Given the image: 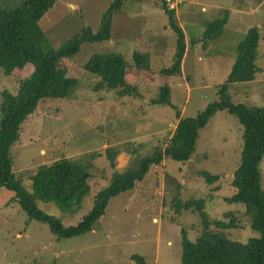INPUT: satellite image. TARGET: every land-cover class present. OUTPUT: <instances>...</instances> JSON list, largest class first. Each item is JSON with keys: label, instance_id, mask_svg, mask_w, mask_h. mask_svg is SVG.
<instances>
[{"label": "rangeland", "instance_id": "obj_1", "mask_svg": "<svg viewBox=\"0 0 264 264\" xmlns=\"http://www.w3.org/2000/svg\"><path fill=\"white\" fill-rule=\"evenodd\" d=\"M110 1L59 0L52 4L39 20L47 44L59 46L85 26L96 31ZM162 1L122 0L121 7L112 13L107 40L84 42L73 57H60L56 73L75 77L77 89L69 98L40 99L37 108L21 122L19 136L10 147L12 172L23 174L22 184L27 190L31 183L28 175L36 166L62 157L98 153L87 189L74 200L73 213L52 202H35L65 227L83 218L95 192L108 183L114 170L123 171L131 165L132 154L124 151L125 144L143 142L140 155L150 153L153 144L163 147L176 124V111L179 117L193 116L218 99L220 85L235 59L236 44L253 25L260 32L255 62L261 71L252 81L229 83V101L264 107V0H165L168 8L174 9L173 17L185 35L180 73L176 75L160 72L171 64L175 45ZM21 2L0 0V7L14 9ZM223 12L227 15L220 34L201 47L197 37L204 22ZM192 39H197L194 44ZM109 51L121 53L127 63L125 78L135 84L139 97L118 98L113 90L94 89L98 77L82 64L93 53ZM134 51L150 54V70L132 66ZM30 72L28 63L17 65L10 75L0 70V101L4 89L15 92L20 78ZM164 84L169 87L172 105L153 104L151 100ZM107 147L118 151L113 167L105 156ZM242 148V125L226 110L218 111L199 131L195 151L187 161L162 158L131 189L108 200L90 232L70 239H58L45 224L28 221L17 202L1 195L7 189L0 187V264H137L130 255L143 254L145 258V253L156 245L164 264V257L171 264H181L182 229L194 241L203 225L196 209L181 206L176 210L174 197L182 202L203 199L210 221L232 219L234 226L224 230L229 239L246 242L257 237L259 233L250 227L245 204L225 200L234 192L230 182ZM259 169L264 190V156ZM203 170L219 178L207 183L200 175ZM126 253L130 255L126 257Z\"/></svg>", "mask_w": 264, "mask_h": 264}, {"label": "trees", "instance_id": "obj_2", "mask_svg": "<svg viewBox=\"0 0 264 264\" xmlns=\"http://www.w3.org/2000/svg\"><path fill=\"white\" fill-rule=\"evenodd\" d=\"M55 0H22L14 9L0 7V70L10 75L17 65L28 63L31 72L20 78L17 90L4 89L0 101V187L11 190L14 195L9 201L17 202L26 212L27 220H33L48 227L58 239H70L84 235L92 229L94 223L103 214L108 200L119 193L132 188L135 181L141 180L151 166L159 165L162 158L175 161H187L195 151L199 131L218 111L226 110L238 119L242 125L240 163L233 170L231 185L234 192L228 202L245 204L249 215L250 227L259 233L246 242L229 239L224 230L234 226L232 219L208 220L204 211L203 199H189L182 202L174 197L176 210L196 209L202 219V228L194 241H191L182 229L181 264H264V190L261 185L259 164L264 156V107L246 105L229 101L228 86L234 82L252 81L261 67L255 62L260 32L257 25L247 28L242 39L236 44L235 59L224 83L220 85L218 99L209 102L193 116L177 118L173 131L163 147L153 144L152 151L140 155L143 142L125 144L124 151L132 154L131 165L123 171L114 170L108 183L95 192L92 206L83 218L74 226L65 227L55 216L40 210L35 202H52L56 207L73 213L74 200L85 192L88 186L93 160L97 152H91L77 158L62 157L49 164L35 167L28 177L30 190L22 184L23 174L12 172L10 147L19 136L21 122L33 112L38 101L45 97L69 98L78 87L75 77L56 73V61L60 57H73L84 42L94 43L107 40L110 36L112 13L121 7L122 0H111L101 15L100 27L94 31L89 26L82 27L69 40L59 46H49L44 39L39 20L52 6ZM161 8L168 15V24L175 36L174 52L171 64L160 69L164 75L180 73L181 59L185 49V35L182 27L173 17L174 9L167 6L165 0ZM226 12L220 17L204 22L203 30L197 39L205 48L220 34L226 20ZM196 39V40H197ZM192 39L191 43L196 42ZM132 66L140 71L150 70V54L134 51L131 54ZM82 67L98 77L95 90L110 89L115 96L139 97L135 84L125 78L126 61L121 53L97 52L89 56ZM167 84L159 86L158 93L151 100L153 104L172 105ZM116 149L105 148L109 165H115ZM207 183H213L219 176L208 171H200ZM8 201V202H9ZM226 214V213H225ZM216 228V230L213 229ZM130 259L144 264L141 256L130 255Z\"/></svg>", "mask_w": 264, "mask_h": 264}, {"label": "crops", "instance_id": "obj_3", "mask_svg": "<svg viewBox=\"0 0 264 264\" xmlns=\"http://www.w3.org/2000/svg\"><path fill=\"white\" fill-rule=\"evenodd\" d=\"M58 1H59V0H55L54 3H53V5H54L55 3H58ZM166 1H168V0H166ZM65 4L68 5V4H67V1H66ZM257 5H259V4H257ZM72 6H73V5H72ZM74 7H75V6H73L72 8H74ZM4 194H6L7 197L9 196V197H8V199H9V198H11V197L14 195V192L11 191V190H7V192H2V193H1L2 196H3ZM7 197H5V199H3V202L7 200ZM153 221H155V220H153ZM91 230H92V229H91ZM129 255H130V253H126V254H125L126 257H128ZM137 255H139V254H137ZM139 256L142 257L144 264H164L163 261L160 260V259H161V257H160V248H159L158 245H156V246L154 247L153 250H152V248H151V250H149V252H146V253H145V258L143 257V256H144L143 254H140ZM164 260H165V262H166L165 264H171V263L169 262V260L166 259L165 257H164ZM171 262H172V261H171ZM180 263H181V256H180ZM137 264H138V263H137Z\"/></svg>", "mask_w": 264, "mask_h": 264}]
</instances>
